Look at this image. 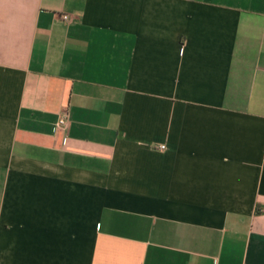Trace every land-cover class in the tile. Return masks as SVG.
Returning <instances> with one entry per match:
<instances>
[{"label":"crops","instance_id":"0c3cea01","mask_svg":"<svg viewBox=\"0 0 264 264\" xmlns=\"http://www.w3.org/2000/svg\"><path fill=\"white\" fill-rule=\"evenodd\" d=\"M0 264H264V0H0Z\"/></svg>","mask_w":264,"mask_h":264},{"label":"built area","instance_id":"2783aa9c","mask_svg":"<svg viewBox=\"0 0 264 264\" xmlns=\"http://www.w3.org/2000/svg\"><path fill=\"white\" fill-rule=\"evenodd\" d=\"M64 18L67 19V15H64ZM69 128V113L68 111H62V113L59 115L55 125H54V130L58 131L61 130L63 133H65V136L68 132ZM161 149L165 148V145H160L159 146Z\"/></svg>","mask_w":264,"mask_h":264}]
</instances>
